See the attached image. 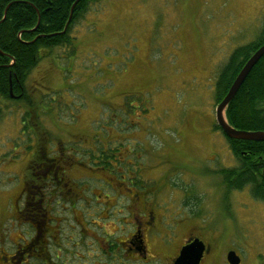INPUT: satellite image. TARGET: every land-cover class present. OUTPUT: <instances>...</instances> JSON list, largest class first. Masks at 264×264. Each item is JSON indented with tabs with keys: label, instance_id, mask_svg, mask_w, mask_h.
I'll return each instance as SVG.
<instances>
[{
	"label": "rangeland",
	"instance_id": "obj_1",
	"mask_svg": "<svg viewBox=\"0 0 264 264\" xmlns=\"http://www.w3.org/2000/svg\"><path fill=\"white\" fill-rule=\"evenodd\" d=\"M263 24L264 0H93L72 27L73 46L43 50L47 56L29 74L36 113L27 117L18 99L1 102L0 249L14 250L32 235L18 208L32 156L45 149L72 163H63L69 181L90 183L98 193L113 192L107 182L123 175L145 183L159 214L182 221L163 253L194 233L211 245L205 264H230V249L240 264H264V201L249 188L229 191L224 200L217 170L237 160L216 127L215 99L230 54L257 39ZM34 126L40 133L33 134ZM82 171L92 179H75ZM187 196L198 200L195 213ZM60 208L51 205L61 231L54 250H80L65 226L87 205ZM111 210L119 218L117 207ZM169 230L174 237L175 227ZM73 234L79 238L78 229Z\"/></svg>",
	"mask_w": 264,
	"mask_h": 264
},
{
	"label": "flooded vegetation",
	"instance_id": "obj_2",
	"mask_svg": "<svg viewBox=\"0 0 264 264\" xmlns=\"http://www.w3.org/2000/svg\"><path fill=\"white\" fill-rule=\"evenodd\" d=\"M64 150L65 154L70 148L64 147ZM83 153L87 154L88 150L84 149ZM33 157L37 160L29 163V175L23 185L24 202L18 208L25 221L31 224L33 232L30 236H23V242H19L14 250L0 249L2 264H173L181 248L195 237H200L189 233L177 249L163 253L162 250L170 249L180 235L177 228L182 221L174 214H159V205L153 201L152 191L145 187V183L139 186L136 180L129 181L123 175L124 179L107 182L113 192L101 189V193H98L94 188L87 187L90 183L77 184L68 180L67 166L63 163L70 161L66 157L50 155L45 149L40 154L36 152ZM84 173L82 171L83 175L78 174L75 179L88 178ZM29 179L31 182H28ZM48 195L53 198L50 199ZM21 201L18 199V204ZM54 202L61 207L60 210L76 211L79 203L81 206L87 205L86 212L91 218L81 211V218H74L65 226L69 230L68 241L76 238L75 245L80 246V250L68 248L62 251L60 245L54 250L55 239L61 232L56 226L57 218L51 212ZM185 202L192 210L198 200L187 196ZM115 207L119 218L112 219L111 209ZM164 208L162 211H165ZM168 215H172L170 219ZM172 227H175L176 234L171 238L168 234ZM77 229L79 238L73 234ZM91 239L95 244L85 248ZM203 240L206 249L200 264L210 260L212 251L210 243Z\"/></svg>",
	"mask_w": 264,
	"mask_h": 264
},
{
	"label": "trees",
	"instance_id": "obj_3",
	"mask_svg": "<svg viewBox=\"0 0 264 264\" xmlns=\"http://www.w3.org/2000/svg\"><path fill=\"white\" fill-rule=\"evenodd\" d=\"M92 1L0 0V117L1 102L8 99L23 101L27 117L36 113L37 104L27 87L29 74L47 56L43 50L73 46L72 27ZM262 44L264 24L261 35L234 49L222 67L215 85L218 103L228 93L245 62ZM225 112L229 123L238 129L264 131V56ZM36 127L32 128L33 134L40 133ZM216 127L221 129L218 124ZM225 137L237 164L217 170L226 191L224 199H228L229 191L249 188L253 198L264 201V141L236 139L226 134ZM102 155L104 160L109 157L106 151ZM192 212L196 211L192 209Z\"/></svg>",
	"mask_w": 264,
	"mask_h": 264
},
{
	"label": "water",
	"instance_id": "obj_4",
	"mask_svg": "<svg viewBox=\"0 0 264 264\" xmlns=\"http://www.w3.org/2000/svg\"><path fill=\"white\" fill-rule=\"evenodd\" d=\"M72 14L73 9L71 11L70 18L72 17ZM263 56L264 44H262L245 62L244 66L242 67L233 84L231 85L228 93L221 100V102H219L216 108V121L228 137L236 139L264 141V131H250L238 129L229 123L225 113L230 101L235 97L253 67L259 62V60ZM205 249L206 244L204 240L200 237H195L181 248L180 253L175 258L173 264H200ZM226 258L228 263L230 264H240L242 261L240 254H238L235 249H230L226 254Z\"/></svg>",
	"mask_w": 264,
	"mask_h": 264
},
{
	"label": "bare ground",
	"instance_id": "obj_5",
	"mask_svg": "<svg viewBox=\"0 0 264 264\" xmlns=\"http://www.w3.org/2000/svg\"><path fill=\"white\" fill-rule=\"evenodd\" d=\"M226 113V112H225ZM216 124H218V123H216ZM220 126V125H219ZM221 127V126H220ZM220 130H222V128L220 129ZM222 132L224 133V131L222 130ZM227 254V253H226ZM239 254V253H238ZM241 256V255H240ZM242 258V257H241ZM226 261H227V258H226ZM228 262V261H227Z\"/></svg>",
	"mask_w": 264,
	"mask_h": 264
}]
</instances>
